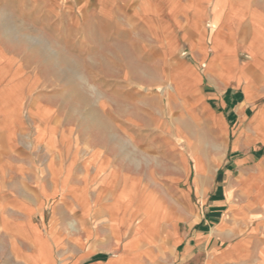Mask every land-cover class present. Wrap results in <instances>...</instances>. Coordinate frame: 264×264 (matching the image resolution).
<instances>
[{"label":"crops","instance_id":"1","mask_svg":"<svg viewBox=\"0 0 264 264\" xmlns=\"http://www.w3.org/2000/svg\"><path fill=\"white\" fill-rule=\"evenodd\" d=\"M120 1L160 57L156 79L119 84L121 133L146 141L66 161L46 113L31 142L0 95V264H264V33L222 47L235 23L212 21L225 0ZM146 95L167 110L141 125L128 103ZM29 226L60 236L39 260L28 233L31 250L16 249L15 229Z\"/></svg>","mask_w":264,"mask_h":264},{"label":"rangeland","instance_id":"2","mask_svg":"<svg viewBox=\"0 0 264 264\" xmlns=\"http://www.w3.org/2000/svg\"><path fill=\"white\" fill-rule=\"evenodd\" d=\"M133 7L120 0H0V95L13 99L15 115L23 112L26 140L35 138L44 112L49 134L61 145L66 161L85 159L91 148L119 154L124 142L146 141V135L134 131L121 133L120 123L119 84L148 83L156 79L161 65L151 29L137 23ZM230 17L235 24L228 38L217 30L220 44L245 45L253 31L264 33V0H225L222 16L213 19L212 28L221 20L227 29ZM166 107L146 95L142 103L135 99L128 103V114L147 125L151 112ZM32 158L38 164L43 151L35 150ZM82 205L86 212V201ZM69 227L78 229L75 220ZM15 230L16 249L24 252V245L31 250L23 237L28 233L34 259L48 235L60 239L36 226Z\"/></svg>","mask_w":264,"mask_h":264},{"label":"bare ground","instance_id":"3","mask_svg":"<svg viewBox=\"0 0 264 264\" xmlns=\"http://www.w3.org/2000/svg\"><path fill=\"white\" fill-rule=\"evenodd\" d=\"M43 249L39 248V251L36 253V256H38V259L35 258V260H39L41 258V255L44 254L45 247H42ZM37 262V261H35ZM39 264V263H38Z\"/></svg>","mask_w":264,"mask_h":264}]
</instances>
